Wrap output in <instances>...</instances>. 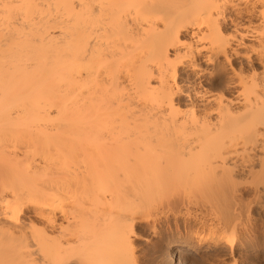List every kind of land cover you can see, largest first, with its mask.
<instances>
[{
  "label": "bare ground",
  "instance_id": "bare-ground-1",
  "mask_svg": "<svg viewBox=\"0 0 264 264\" xmlns=\"http://www.w3.org/2000/svg\"><path fill=\"white\" fill-rule=\"evenodd\" d=\"M170 191L172 264L264 214V0H0V264H137Z\"/></svg>",
  "mask_w": 264,
  "mask_h": 264
},
{
  "label": "rangeland",
  "instance_id": "rangeland-1",
  "mask_svg": "<svg viewBox=\"0 0 264 264\" xmlns=\"http://www.w3.org/2000/svg\"><path fill=\"white\" fill-rule=\"evenodd\" d=\"M108 142L106 141V143H103L104 146H102V142L98 143L100 149H98L99 152L97 153V157L101 158L107 152H108L107 154H109L110 149H111V146H109V145L112 143V141L111 142L108 141ZM102 151H105V152L103 153ZM99 153H100V155H99ZM101 154H102V156H101ZM182 191H184L183 188H182ZM246 192H245L246 196L247 195L250 196L249 195L250 192H247V193ZM173 193H174V191H172V192L170 191V192L163 193V194L167 198V196H170V194L172 195ZM177 193H178V191H177ZM179 193H181V190ZM161 195H162V193L160 194L161 198L157 195V196H154L151 199H149L148 203L150 205L149 206L147 205V207H146L147 209H144L147 214L144 213L145 215L143 214L142 217L143 216L146 217L145 219H149L150 222L146 223L145 219H144V222L142 224L139 223V224H137L138 226L136 225L137 228L135 227L136 228L135 232H136L137 236L139 237L135 241L136 242V248H137L135 251H136L137 256H139V258H138L139 261L137 264H172L166 258L167 249H168V247L171 246V244L168 245L169 243H167L168 238L173 237L172 240H175V239H178L179 237L186 236L190 232H195V233L197 231L202 232V231H200L202 229H200L198 224L195 223V220H193L195 215H196V212H200V209H201L200 205L201 204L200 205L198 204L200 202H198V203L193 202L192 203L193 205L186 203V202L181 203V204H180V202H178L177 204H179L178 205L179 207H177V204L171 206L170 203L172 201H170V198L172 199V197H174V196H171L170 198L168 197L167 198L168 201H167L166 198L163 200V198H162L163 195L162 196ZM156 197H159V198L154 199V201H153L152 199L156 198ZM250 198L251 197H249V198L247 197L246 201L248 202V199H250ZM156 200L158 202H156ZM165 201H166V203H165ZM157 203H158V206H154V205H157ZM168 204L170 207H168ZM184 204H187L188 206L187 205L184 206ZM197 206H199V207H197ZM252 206L253 205H251V207ZM148 207H150V208H148ZM156 207H157V209H156ZM198 208H199V210H198ZM149 209H150V212H149ZM250 209H251L250 217H247V218H245L246 220H244V224H246L245 226H247V228L240 235V239L243 242H245V247H243L242 249L238 248V250H236L234 252V257L230 258L231 260L229 258L227 259V257H226L227 254L229 253V249H227V248L222 249L219 247H214V246H210L208 244L207 245L205 244L202 246V248H198V246H194L195 249H197V248L200 249V252H201L200 256L195 257V258L194 257L193 258L192 257H186L183 259V261L180 264H228L231 262H235V264H264V214L257 211V209L254 206ZM162 210L164 211V213L165 212L166 213L162 214L161 213V212H163ZM170 212L171 213L174 212L175 218H174V215H172L173 213L171 214ZM150 214H151V216L153 215L152 220H151V218H149L151 216H146V215H150ZM167 214H168L169 218L167 217ZM154 216H155L156 220L154 219ZM161 216H163V219L161 218ZM23 219H25V217ZM26 219H27V217H26ZM153 219H154V221H153ZM36 224H38L39 228H42V226H43L42 223H39V222ZM153 225L155 226V228L158 229L157 230L158 233H156L157 235L152 234V230L154 228ZM12 255L14 256L15 254L12 253ZM16 255L14 256V258H16Z\"/></svg>",
  "mask_w": 264,
  "mask_h": 264
}]
</instances>
